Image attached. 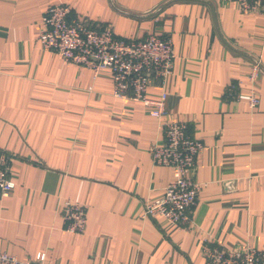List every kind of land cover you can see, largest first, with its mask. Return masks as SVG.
<instances>
[{
    "label": "crops",
    "instance_id": "obj_1",
    "mask_svg": "<svg viewBox=\"0 0 264 264\" xmlns=\"http://www.w3.org/2000/svg\"><path fill=\"white\" fill-rule=\"evenodd\" d=\"M55 2L116 37H167L175 54L163 86L166 116L114 96L108 69L94 74L38 41ZM261 59L258 104L247 74ZM230 82L240 99L224 98ZM183 121L204 143L191 224L144 217L173 175L150 147L162 122ZM0 153L14 188L0 195V251L34 264H205L202 244L264 253V13L228 0H0ZM63 200L85 207L86 228L65 229ZM264 264V261L261 263Z\"/></svg>",
    "mask_w": 264,
    "mask_h": 264
},
{
    "label": "built area",
    "instance_id": "obj_2",
    "mask_svg": "<svg viewBox=\"0 0 264 264\" xmlns=\"http://www.w3.org/2000/svg\"><path fill=\"white\" fill-rule=\"evenodd\" d=\"M228 1L237 2L243 12L264 13V0ZM38 41L45 50L56 52L66 62L89 68L94 74L108 69L112 75L114 96L140 102L155 118L166 116L167 93L162 91L153 98L148 96L147 89L152 79L163 86L172 72L175 54L169 38L149 34L138 40L121 39L110 26L93 28L73 15L68 4L55 2L42 13ZM261 64V59L255 58L247 74L250 108L259 102L257 81ZM238 86L237 82L228 83L224 98L238 101ZM161 125L163 140L151 145V160L155 165L170 167L173 177L160 197L144 200L143 216H157L173 224L188 225L192 222V211L200 190V183L192 174L196 159L205 146L188 133L183 121L166 117ZM9 158L6 153H0V195H8L14 188L8 174ZM60 212L67 231L81 233L85 230L87 219L81 203L63 200ZM202 255L205 264H261L264 261V253L252 246L224 249L209 240L202 244ZM0 264L33 263L0 251Z\"/></svg>",
    "mask_w": 264,
    "mask_h": 264
}]
</instances>
